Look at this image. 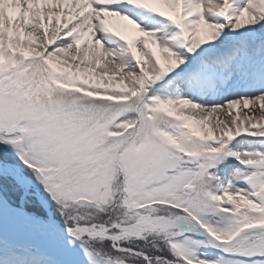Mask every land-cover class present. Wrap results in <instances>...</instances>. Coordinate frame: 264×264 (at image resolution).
Wrapping results in <instances>:
<instances>
[{"label":"snow or ice","instance_id":"1","mask_svg":"<svg viewBox=\"0 0 264 264\" xmlns=\"http://www.w3.org/2000/svg\"><path fill=\"white\" fill-rule=\"evenodd\" d=\"M0 264H264V0H0Z\"/></svg>","mask_w":264,"mask_h":264}]
</instances>
